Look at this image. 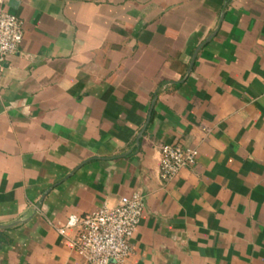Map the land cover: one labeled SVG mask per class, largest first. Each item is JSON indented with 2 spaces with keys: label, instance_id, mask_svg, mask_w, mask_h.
<instances>
[{
  "label": "crops",
  "instance_id": "crops-1",
  "mask_svg": "<svg viewBox=\"0 0 264 264\" xmlns=\"http://www.w3.org/2000/svg\"><path fill=\"white\" fill-rule=\"evenodd\" d=\"M0 10L24 29L0 78V264H85L56 227L134 194L126 264H264V0ZM173 142L198 157L164 183Z\"/></svg>",
  "mask_w": 264,
  "mask_h": 264
},
{
  "label": "built area",
  "instance_id": "built-area-1",
  "mask_svg": "<svg viewBox=\"0 0 264 264\" xmlns=\"http://www.w3.org/2000/svg\"><path fill=\"white\" fill-rule=\"evenodd\" d=\"M23 37L21 20L0 10V78L6 61L18 54ZM197 157L195 148L177 142L164 145L160 157L161 180L164 183L174 180L182 170L192 167ZM144 210V197L134 194L120 198L114 206L104 204L91 214L72 216L56 227V232L85 264H126L132 255L130 240Z\"/></svg>",
  "mask_w": 264,
  "mask_h": 264
}]
</instances>
